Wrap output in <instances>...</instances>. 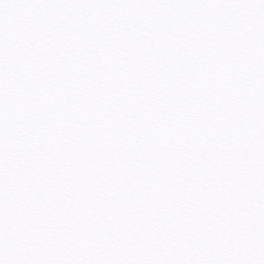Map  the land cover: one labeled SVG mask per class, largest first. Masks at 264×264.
<instances>
[{
    "label": "snow or ice",
    "instance_id": "1",
    "mask_svg": "<svg viewBox=\"0 0 264 264\" xmlns=\"http://www.w3.org/2000/svg\"><path fill=\"white\" fill-rule=\"evenodd\" d=\"M0 264H264V0H0Z\"/></svg>",
    "mask_w": 264,
    "mask_h": 264
}]
</instances>
